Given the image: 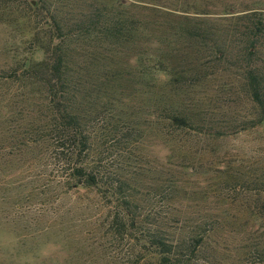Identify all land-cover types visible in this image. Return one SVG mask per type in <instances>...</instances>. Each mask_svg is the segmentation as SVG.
<instances>
[{
  "label": "rangeland",
  "instance_id": "obj_1",
  "mask_svg": "<svg viewBox=\"0 0 264 264\" xmlns=\"http://www.w3.org/2000/svg\"><path fill=\"white\" fill-rule=\"evenodd\" d=\"M27 1L0 0V264H158L156 250L135 240L149 233L169 243L179 264H264V124L254 122L244 68L177 26H224L231 12L264 14V0H60L69 17L105 5L146 23L144 59L115 58L142 75L138 91L90 122L104 174L124 181L131 201L135 220L122 233L113 222L122 210L106 190L67 189L61 165L33 149L32 134L8 143L46 113L41 95L12 72L42 57L29 32L45 35L44 17ZM158 34L173 55L185 53L169 85L167 76L152 83L146 76ZM173 110L188 113L190 125L165 119Z\"/></svg>",
  "mask_w": 264,
  "mask_h": 264
},
{
  "label": "trees",
  "instance_id": "obj_2",
  "mask_svg": "<svg viewBox=\"0 0 264 264\" xmlns=\"http://www.w3.org/2000/svg\"><path fill=\"white\" fill-rule=\"evenodd\" d=\"M27 2L36 14L44 17L40 28L46 34L40 38L38 27L29 32L30 39L35 40V50L42 57L25 60L20 71L12 72L25 86H33L41 95L46 113L26 120L23 133L10 136L8 143L19 138L27 142L28 134H32L36 143L33 149H39L41 155H49L55 165H61L67 189L106 190L115 206L122 210L124 220L113 218L122 233L135 220L129 207L131 201L123 194L124 181L104 174L90 122L108 105L138 91L135 82L142 75L137 70L128 71L129 64L117 65L115 58H124L127 63L132 58L138 63L144 59L139 46L147 42L146 23L126 12L113 13L105 5H92L84 16L69 17L63 6H59L60 0H55V4L45 0ZM230 17L229 24L224 26L217 23L207 27L191 21L177 26H182L184 35L195 44L211 43L216 56L229 66H243L245 89L257 107L254 122L264 124V14L253 10L237 15L231 12ZM152 30L162 31L159 24ZM158 35L161 38L155 46L159 50L149 54L151 74L146 72V76L151 83L167 76L169 85L179 74L177 55L185 53L173 55L175 50L166 48L165 35ZM84 41L89 45L85 46ZM124 90L129 92L125 94ZM165 119L178 128L187 127L191 122L188 113L178 110L168 111ZM144 239L147 246L156 250L158 264H179L178 259L169 255V243L158 234L149 233L135 240L143 242Z\"/></svg>",
  "mask_w": 264,
  "mask_h": 264
},
{
  "label": "water",
  "instance_id": "obj_3",
  "mask_svg": "<svg viewBox=\"0 0 264 264\" xmlns=\"http://www.w3.org/2000/svg\"><path fill=\"white\" fill-rule=\"evenodd\" d=\"M34 3V1H32Z\"/></svg>",
  "mask_w": 264,
  "mask_h": 264
}]
</instances>
